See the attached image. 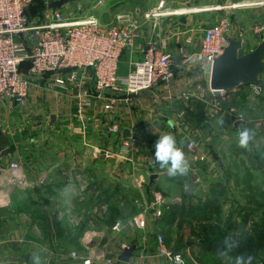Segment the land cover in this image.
Here are the masks:
<instances>
[{
	"label": "crops",
	"instance_id": "1",
	"mask_svg": "<svg viewBox=\"0 0 264 264\" xmlns=\"http://www.w3.org/2000/svg\"><path fill=\"white\" fill-rule=\"evenodd\" d=\"M160 1L67 0L58 9L68 19L94 16L103 25L133 30L132 43L119 61L121 75L130 73L144 59L148 48L171 55L175 62L169 87L157 84L133 95L121 94L110 108L105 103H93L82 108V114L78 113L76 94L88 85L87 81L66 89L54 86L50 79L33 78L24 104L17 105L8 97L0 99V264H83L88 258L92 264H103L111 257L116 264H170L159 253V237L165 246L166 240L163 229L155 223L160 217L152 212L147 216L146 228L135 233L121 231L118 226L105 235L73 234L70 242L81 245L77 257H73V249L54 247V242L59 245L63 240L58 242L52 232L47 236L34 234L33 223L37 220L21 208L25 200L16 198V192L26 188L31 179H36L33 183L37 184L52 173L67 176L74 170L82 180L92 183L99 176L134 178L139 188L143 184L152 191L151 200L156 199V193L163 195L164 203L158 207L164 214L170 205L182 204L184 191L195 195L205 189L211 177H220L214 153L222 149L224 133L235 124L230 109L250 107L245 97L247 90L251 93L252 85L233 89L220 100L208 92L210 67L200 64L195 55L201 48L204 31L222 19L231 23L228 38L242 39L246 52L254 49L263 35L254 29L264 26V17H260L264 0H165L161 7ZM259 78L264 81V72ZM183 92L194 96L181 99ZM263 105L264 100L256 101L252 107ZM51 115H55L53 123ZM114 125L119 127L118 132L112 131ZM57 131L65 137L62 152L55 156L44 154L42 136ZM165 134L174 137L184 153L188 169L185 175L168 176L167 169L155 163V144ZM129 139H135L132 159L106 158L108 152L119 150L122 140ZM190 140L195 142L192 151L186 149ZM73 147L77 152H70ZM43 158L48 165L44 171ZM12 162L19 163L20 168H12ZM85 191H91L89 185ZM136 205L139 211L140 203ZM66 234L72 235L69 230ZM41 240L44 245L39 244ZM132 245L136 248L130 260L120 261L123 249ZM175 245L166 247L183 253L175 251Z\"/></svg>",
	"mask_w": 264,
	"mask_h": 264
},
{
	"label": "rangeland",
	"instance_id": "2",
	"mask_svg": "<svg viewBox=\"0 0 264 264\" xmlns=\"http://www.w3.org/2000/svg\"><path fill=\"white\" fill-rule=\"evenodd\" d=\"M44 12L45 8L38 2L31 8L30 15L33 19H41ZM260 17L263 18L264 13ZM260 27L261 33L257 31ZM254 30L256 34L264 35V26H255ZM246 93L245 102L250 107L240 109L245 113L246 124L239 127L231 125L224 133V146L214 153L221 170L220 177L208 179L205 189L195 195H187V191H184L181 212H177L174 218L168 217L170 205L165 217L162 212L161 219L155 222L159 229H163L161 233L166 246L171 243L175 245L179 235H183V264H237V258L241 256L236 248H243V242H247L250 251L256 253V264H264V105L252 107L256 101L264 100V91L262 96H255L250 90ZM243 128L249 130L250 139L247 146L242 148L238 144V132ZM40 142L41 151L54 156L62 152L66 144L60 131L42 136ZM70 152H77L76 147ZM41 167L43 171L48 168L45 158L41 161ZM77 167L74 168L77 170ZM118 178L120 176H99L96 182L100 190L85 193L87 185L92 182L82 180L74 170L67 176L52 173L37 184L33 183L36 179H31L26 188L16 192V198L18 201L25 200L21 208L36 218V223H33L36 228L32 229L34 234L47 236L52 232L58 242L63 240V244L59 245L54 242V247L63 246L65 250L73 249L76 252L81 245L70 240L74 229L79 226L84 225L81 234L90 237L113 232L116 224H119L121 231H139L134 222L136 202H140V199L151 201L153 193L143 184L139 188L134 178ZM247 197L253 200L250 202ZM209 209L212 210L213 220L208 218L202 223L194 221L189 224V218L196 214V210L205 214ZM171 219L175 221L170 222ZM55 222L59 223L56 230L52 228ZM230 225L232 228H229ZM67 230L72 235L66 234ZM222 237L225 244L215 250L204 249L200 244L206 239ZM39 244L44 245L45 242L41 240Z\"/></svg>",
	"mask_w": 264,
	"mask_h": 264
},
{
	"label": "built area",
	"instance_id": "3",
	"mask_svg": "<svg viewBox=\"0 0 264 264\" xmlns=\"http://www.w3.org/2000/svg\"><path fill=\"white\" fill-rule=\"evenodd\" d=\"M42 1L45 12L41 19H33L30 10L39 0H0V99L8 97L17 105L24 104L33 78L50 79L54 86L66 89L87 81L88 85L76 94L78 113L82 114V108L93 103H105L106 108H110L121 94L133 95L150 90L157 84L169 87L174 77L175 59L154 47L148 48L144 59L136 63L130 73L121 75L118 72L120 58L134 37L130 27L106 26L94 16L68 19L59 9L49 7L55 0ZM164 5L165 0H161L159 6ZM230 31L231 23L227 19L206 29L201 48L195 55L197 61L210 67L214 58L223 54ZM257 31H262V28ZM251 85L255 96L264 91L261 84ZM198 88L201 89L200 86ZM208 92L215 94L210 88ZM229 92L220 90L217 97L224 100ZM192 96V93L183 92L181 99L190 100ZM229 112L233 122L245 121V113L235 109ZM111 129L119 131L116 125ZM134 141L122 140L119 150L110 151L107 156L132 159ZM194 148L195 142L190 140L186 149L192 151ZM11 166L14 169L20 167L16 162ZM155 196V200L136 202L141 207L134 222L140 230L146 228L150 212L155 217L162 216L158 205L164 203V197L161 193ZM118 226L116 224L113 229L117 230ZM158 241L159 253L170 264L184 263L183 253L166 247L162 237ZM72 256L77 257V253L72 252ZM83 264H92V261L88 258ZM103 264H116V261L111 257Z\"/></svg>",
	"mask_w": 264,
	"mask_h": 264
},
{
	"label": "water",
	"instance_id": "4",
	"mask_svg": "<svg viewBox=\"0 0 264 264\" xmlns=\"http://www.w3.org/2000/svg\"><path fill=\"white\" fill-rule=\"evenodd\" d=\"M66 1L59 0L51 3L49 7L58 9ZM262 72H264V35H262L260 43L247 52L243 48L242 39L229 38L223 54L214 58L210 66L209 87L217 95L220 90L231 91L248 84H264V81L259 78ZM54 121L55 115H51V123ZM245 124V121L238 120L234 125L239 127ZM155 163L158 162L155 161ZM192 188L193 183L190 184V191ZM135 248V245L124 248L118 259L128 262Z\"/></svg>",
	"mask_w": 264,
	"mask_h": 264
},
{
	"label": "trees",
	"instance_id": "5",
	"mask_svg": "<svg viewBox=\"0 0 264 264\" xmlns=\"http://www.w3.org/2000/svg\"><path fill=\"white\" fill-rule=\"evenodd\" d=\"M39 4L43 7V1L39 0ZM98 183L94 182L89 184V189L91 191H95L98 192L100 190V187H98ZM248 201H252V197H247ZM101 200V199H100ZM102 202V200L100 201ZM137 206V205H136ZM182 207L181 205L177 206H171V211L168 212L167 216L170 218H174V215H176L177 212H181ZM210 210V211H209ZM207 213L203 214L202 212H200V210H196V214L193 215L191 218H189V224H191V222L197 221V223H202L205 219L210 218V220H213L212 217V210L209 209ZM138 211V207H136L135 213ZM164 217H165V212H164ZM162 217V218H164ZM182 218H184V216H182ZM175 221L173 219L170 220V222ZM49 224V223H48ZM57 225H59V223H54L53 227L54 230H56ZM51 226V225H50ZM234 227V226H233ZM229 228H232V225L229 226ZM84 230V225L79 226L75 229V233L74 236H79L82 231ZM230 242L235 243L233 240H231ZM201 246L204 249H218L219 247H221L223 244H225V238H219V239H206L203 240L202 242H200ZM184 243H183V235H179L178 239H177V243L175 245V251H182V249L184 248ZM236 252H238V254H240L242 259L243 264H256V259H257V255L255 252L250 251V248L247 245V242H243V248H236Z\"/></svg>",
	"mask_w": 264,
	"mask_h": 264
},
{
	"label": "clouds",
	"instance_id": "6",
	"mask_svg": "<svg viewBox=\"0 0 264 264\" xmlns=\"http://www.w3.org/2000/svg\"><path fill=\"white\" fill-rule=\"evenodd\" d=\"M250 139L249 130L243 128L238 132V144L240 147H246ZM154 159L162 167L167 169L168 176H175L177 173L185 175L187 173V164L182 150L177 147L176 140L171 135H161L155 144ZM242 259L237 258V264H242Z\"/></svg>",
	"mask_w": 264,
	"mask_h": 264
}]
</instances>
